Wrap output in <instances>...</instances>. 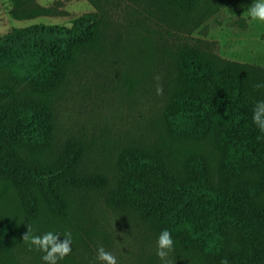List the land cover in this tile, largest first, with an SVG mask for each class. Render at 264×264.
Here are the masks:
<instances>
[{"label":"trees","instance_id":"obj_1","mask_svg":"<svg viewBox=\"0 0 264 264\" xmlns=\"http://www.w3.org/2000/svg\"><path fill=\"white\" fill-rule=\"evenodd\" d=\"M162 1L187 13L210 2ZM10 5L15 21L58 15L35 0ZM107 46L98 14L69 28L35 24L0 37V257L19 237L17 215L36 220L46 209L64 219L68 197L96 192L155 237L167 229L197 264H264V133L252 122L255 102L264 99V70L179 48L146 139L118 151L111 179L85 169L81 140L57 139L70 77ZM123 81L133 88L128 76ZM13 207L14 216L5 211Z\"/></svg>","mask_w":264,"mask_h":264},{"label":"rangeland","instance_id":"obj_2","mask_svg":"<svg viewBox=\"0 0 264 264\" xmlns=\"http://www.w3.org/2000/svg\"><path fill=\"white\" fill-rule=\"evenodd\" d=\"M57 16L15 21L11 0H0V37L11 29L35 24L64 26L79 17L102 15L108 33L104 57L87 60L70 77L60 96L57 139L81 140L85 169L113 179L118 151L143 143L149 119L159 110L175 77L173 56L182 47H198L218 58L264 70V24L247 15L253 0H210L191 13L175 11L162 0H35ZM133 80L129 88L123 79ZM161 91L157 93V89ZM67 217L43 209L36 220L18 216L21 232L0 264H45L43 252L24 235L58 232V242L71 234V252L58 264H104L103 246L117 264H160L157 237L136 215L109 209L100 193H74L66 199ZM11 210L14 216L16 210ZM170 264H197L174 247Z\"/></svg>","mask_w":264,"mask_h":264},{"label":"clouds","instance_id":"obj_3","mask_svg":"<svg viewBox=\"0 0 264 264\" xmlns=\"http://www.w3.org/2000/svg\"><path fill=\"white\" fill-rule=\"evenodd\" d=\"M251 23L264 24V0H253L248 8L247 13ZM261 87V85H257ZM161 90L158 88L157 93ZM252 122L264 133V99L257 100L252 108ZM58 232L48 231L43 235H31L28 232L23 239L26 240L30 247H35L43 252L41 259L45 264H58L67 256L71 248V234L67 233L63 237L62 242H58ZM156 255L160 260V264H170L168 259L169 253L174 249V240L171 233L167 229H162L157 238ZM97 261L104 262V264H117L116 257L105 251L103 246L97 249Z\"/></svg>","mask_w":264,"mask_h":264}]
</instances>
